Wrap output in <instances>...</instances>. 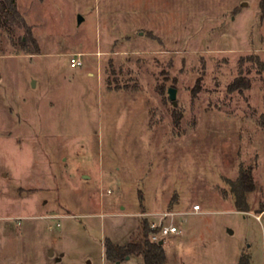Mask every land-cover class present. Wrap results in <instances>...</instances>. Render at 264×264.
Wrapping results in <instances>:
<instances>
[{
    "label": "rangeland",
    "instance_id": "obj_1",
    "mask_svg": "<svg viewBox=\"0 0 264 264\" xmlns=\"http://www.w3.org/2000/svg\"><path fill=\"white\" fill-rule=\"evenodd\" d=\"M263 4L17 0L40 51L0 26V264H114L167 213V264H264Z\"/></svg>",
    "mask_w": 264,
    "mask_h": 264
},
{
    "label": "trees",
    "instance_id": "obj_2",
    "mask_svg": "<svg viewBox=\"0 0 264 264\" xmlns=\"http://www.w3.org/2000/svg\"><path fill=\"white\" fill-rule=\"evenodd\" d=\"M264 8V4L262 6ZM0 26L8 31L16 32L22 30L25 36L21 38V44L26 46L32 45L30 48L34 53H38L40 48L33 38V31L27 24L24 16L20 13L17 0H0ZM264 69V64H261ZM247 85L233 83L230 87L231 91L241 87L249 88ZM257 189L255 179L252 176V169H241L239 177L230 183L231 195L235 200V208L240 212H249L250 205L248 195ZM152 230L149 220L145 219L126 245L115 244L110 238L104 241V249L106 250L107 261L117 264L124 263L127 258L134 256L142 257L144 264H167L166 251L163 245L155 243L151 239ZM240 264H249L248 260L241 259Z\"/></svg>",
    "mask_w": 264,
    "mask_h": 264
},
{
    "label": "built area",
    "instance_id": "obj_3",
    "mask_svg": "<svg viewBox=\"0 0 264 264\" xmlns=\"http://www.w3.org/2000/svg\"><path fill=\"white\" fill-rule=\"evenodd\" d=\"M73 64H79L76 59H72ZM195 211L200 210L199 206H196ZM175 213H167L164 214L160 218L159 221H150V228L152 230L151 239L155 243L163 242L167 239V237L171 235H180L182 231H180L179 226L175 223Z\"/></svg>",
    "mask_w": 264,
    "mask_h": 264
},
{
    "label": "water",
    "instance_id": "obj_4",
    "mask_svg": "<svg viewBox=\"0 0 264 264\" xmlns=\"http://www.w3.org/2000/svg\"><path fill=\"white\" fill-rule=\"evenodd\" d=\"M81 20H83V19L81 18L80 21ZM176 94H177V90L176 89L170 88L168 90V95L170 96V99L173 101L174 106H177V95ZM159 244L163 245V242H160ZM51 254H53V253H51ZM127 260H129V258H127Z\"/></svg>",
    "mask_w": 264,
    "mask_h": 264
},
{
    "label": "crops",
    "instance_id": "obj_5",
    "mask_svg": "<svg viewBox=\"0 0 264 264\" xmlns=\"http://www.w3.org/2000/svg\"><path fill=\"white\" fill-rule=\"evenodd\" d=\"M130 242V239L129 240H127L126 242H123L122 244L121 243H117V244H119V245H126V244H128ZM115 243V242H114ZM116 244V243H115ZM105 253H106V251H105ZM105 260H106V254H105Z\"/></svg>",
    "mask_w": 264,
    "mask_h": 264
}]
</instances>
